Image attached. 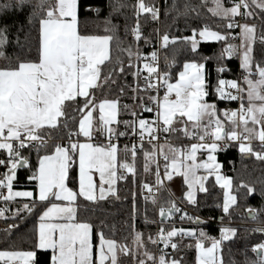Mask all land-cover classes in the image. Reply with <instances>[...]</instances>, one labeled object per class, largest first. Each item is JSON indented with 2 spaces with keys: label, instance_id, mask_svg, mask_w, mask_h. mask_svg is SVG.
<instances>
[{
  "label": "snow or ice",
  "instance_id": "6c2138e0",
  "mask_svg": "<svg viewBox=\"0 0 264 264\" xmlns=\"http://www.w3.org/2000/svg\"><path fill=\"white\" fill-rule=\"evenodd\" d=\"M25 7L30 9L25 21L7 22ZM110 7L118 12L126 5L117 0ZM198 7L222 25L214 30L204 24L184 36L146 34L141 17L158 21L161 9L136 0L135 23L125 24L132 41L125 45L110 19L104 34L90 31L81 19L80 0L0 4V221L6 225L0 232L11 239L29 217L37 221L31 246L0 248V264H188L182 253L192 249L194 264H225V242H235L239 234L230 219L239 206L238 193L243 190L247 199L257 190L244 182L234 188L233 178L222 174L218 154L236 147L241 156L264 162V0H200L198 6L185 4L181 14L199 17ZM92 12L99 15L100 9L87 5L83 14ZM25 24L35 29V54L29 47L26 54L9 56L11 29L16 27L19 45ZM201 41L221 43L214 57L215 84L206 72L213 57L200 55ZM178 43L193 58L173 75L175 57L164 55L167 70H162L161 51ZM142 45L152 48L141 51ZM225 57L239 60L241 76L223 78L230 71L222 63ZM112 89L120 96L128 93L132 103L103 95ZM121 138L128 141L123 148ZM18 169L27 170V185L19 184ZM175 177L186 186L180 203L191 206H198V193H209L206 182L214 177L224 214L218 237L200 227L208 220L189 214L168 191L166 182ZM121 181L139 186L144 226L155 225V231L137 227L136 192L122 239L114 230L106 232L103 221L95 225L81 218V211L119 200ZM163 191L168 194L161 201L157 193ZM148 204L158 209V219L148 216ZM246 212L261 225L251 230L261 234L250 249L255 258L245 251L243 260L229 264H264V207Z\"/></svg>",
  "mask_w": 264,
  "mask_h": 264
},
{
  "label": "trees",
  "instance_id": "16d2710c",
  "mask_svg": "<svg viewBox=\"0 0 264 264\" xmlns=\"http://www.w3.org/2000/svg\"><path fill=\"white\" fill-rule=\"evenodd\" d=\"M81 2V19L86 22L87 27L93 33L104 34V22L106 19H110L111 22L117 25V32L115 35L117 39L128 44L132 41L131 36H125V24L130 28L135 23V16L133 5L136 0H119L120 3L125 4L126 7L121 9L118 12H115L110 7L111 4L117 2V0H80ZM149 4H155L157 6L158 0H146ZM4 3V0H0V4ZM200 0H160V21L159 25L153 22L150 18L145 20L141 17V26L143 31L146 34H153L154 30L159 29L160 32H168L172 36H184L190 35V29L202 27L204 24H208L214 30L217 29V25H222V21L213 18L205 9L199 8L200 16L197 17L195 13H189L187 16L182 15L184 11V5L190 4L198 6ZM173 4L177 8H173ZM87 5H92L94 8H99L100 12L97 15L95 12L85 16L83 14L84 8ZM178 9V10H177ZM30 14V9L25 7L22 13L18 15L10 16L8 23L23 22L26 20ZM259 24L260 21H254ZM259 31V29H258ZM35 29H30L27 24L24 26V31L19 34V45L16 44V27L14 26L11 29L10 40L11 43L7 47L6 52L9 56H15L21 54L23 51L25 54L29 47L32 48V54L34 55V46H35ZM149 46L141 47V51H148ZM221 50L220 42H201L199 46V52L201 56L213 57L211 61L206 64V72L209 74V78L213 84L216 82L217 73V61L215 56L219 54ZM118 54V50L115 47V41L113 42L112 55L115 57ZM167 55L169 59L173 56L175 57V67L171 69L173 75L178 74L179 70H182V65L184 62H187L193 58L192 54L188 51L186 46L178 43L175 46H170L168 50L161 51V69L167 70L164 68L163 56ZM257 59H259V46H257ZM199 59V57H196ZM227 69L222 74L225 79H236L241 73L239 68V60L236 57L229 59L225 57V60L222 62ZM111 67V65H109ZM107 71V69H106ZM175 82V81H173ZM123 84L124 81H121ZM128 83H132V77L128 78ZM104 96L109 98L119 99L121 104H131V99L128 98L129 94L125 93L124 96H120L116 89L105 90ZM97 96H101V93L97 92ZM211 99V98H209ZM234 106V104H233ZM220 107H224L223 104ZM123 118V117H122ZM59 133H57L58 135ZM120 147L123 148V145L120 144ZM218 160L221 164L224 165L222 168V174L230 176L233 178L234 188L236 185L241 182L247 183L256 188V193L251 197L245 199L243 190L238 193L239 206L235 207L232 210L231 215V226L238 228L239 234L238 238L235 239V242H225V247L223 250V256L225 264H229V261L236 260L240 261L244 259V253L247 251L249 258H255V254L250 251L251 247L261 239L260 233H253L249 228L241 224H259L248 218L246 209L247 207H252L254 209H259L264 207V199H261L259 192L262 188L261 181L264 180V162L256 161L254 157L246 158L241 156L236 147L229 149L227 152H222L218 154ZM31 162L34 164L36 162V157L33 154L31 157ZM142 162V161H141ZM0 171H3L0 169ZM28 172L26 169H18V177L20 185H27L26 176ZM214 185V178H209V182H206V186L209 188V193H198V206L187 205L182 203L186 208H188L195 215L206 219L209 221L207 224H202L200 227L204 228L206 232L209 233L212 237L219 236V222L222 213V190L218 186ZM118 190L120 199L116 200L114 198L110 199L109 202H100L98 205L92 206L94 211L84 212L81 211V218L92 221L95 225H99L101 221L106 225L105 231L109 232L114 230L116 233L117 239H122L123 236L128 234L126 224L129 220V212L132 204V192L137 193V201L140 209V214L136 219L137 227L142 231H155V225H150L147 229L144 226L143 216L144 209L146 207L143 197L140 195V188L138 185L133 184L131 181L128 182H119ZM31 189L30 187H28ZM167 191L158 193V199L163 201L167 198ZM180 197L176 199L180 202ZM148 216L151 219H158L157 208H154L151 204L147 205ZM37 221L35 217H29L24 223L18 233L13 235L11 239H8L4 236L3 232H0V248L12 246L19 249H27L31 246L32 240L31 235L32 231L36 225ZM224 223H229V217L224 218ZM184 227H189L188 224L183 225ZM6 227V225L0 221V229ZM185 243H191L190 240H185ZM154 250V249H153ZM185 260L188 264H194L195 260V251L187 250L182 253Z\"/></svg>",
  "mask_w": 264,
  "mask_h": 264
},
{
  "label": "built area",
  "instance_id": "2783aa9c",
  "mask_svg": "<svg viewBox=\"0 0 264 264\" xmlns=\"http://www.w3.org/2000/svg\"><path fill=\"white\" fill-rule=\"evenodd\" d=\"M157 7H159L160 8V0H158V3H157ZM159 21H160V19L158 20V21H156V23L159 25ZM157 30H159V29H157ZM131 39H132V37H131ZM234 43H239V41H233ZM156 47L158 48V44L156 45ZM152 48V45H150L149 46V49H151ZM148 49V50H149ZM160 66H161V61H160ZM239 76H241V73L238 75V77ZM233 106V105H232ZM236 105H234L233 107H235ZM102 140V138H97V142H100ZM128 141H126L125 139H123V138H121V140L119 141V143L120 144H122L123 146H124V144H126ZM3 170V169H2ZM166 185H167V183H166ZM167 189H168V191H170V189H169V187H168V185H167ZM140 195L143 197V195L141 194V190H140ZM157 198H158V193H157ZM176 198V197H175ZM177 200V199H176ZM177 202L178 203H180L178 200H177ZM180 206L182 207V208H184L185 209V211H187L189 214H191V215H194V216H197V215H195L194 213H192L188 208H186L182 203H180ZM203 219V218H202ZM203 220H206V219H203ZM185 224H187V223H185ZM184 224V225H185ZM227 224H229V223H225V225H227ZM219 225H220V222H219ZM241 225H243V226H246V227H249V228H257V227H259V226H261L260 224H250V223H248V224H241ZM221 226V225H220Z\"/></svg>",
  "mask_w": 264,
  "mask_h": 264
},
{
  "label": "crops",
  "instance_id": "0c3cea01",
  "mask_svg": "<svg viewBox=\"0 0 264 264\" xmlns=\"http://www.w3.org/2000/svg\"><path fill=\"white\" fill-rule=\"evenodd\" d=\"M201 42H206V41H201ZM207 42H214V41H207ZM81 139H83V138H81ZM210 178H214V177H210ZM166 183H167V185H168V187L170 189V192L174 193L175 197L182 196L183 191L186 190V186H184L182 184V179L181 178H174L173 181L166 182ZM20 190H25V189H20ZM26 190H31V189L27 188Z\"/></svg>",
  "mask_w": 264,
  "mask_h": 264
},
{
  "label": "rangeland",
  "instance_id": "374dc122",
  "mask_svg": "<svg viewBox=\"0 0 264 264\" xmlns=\"http://www.w3.org/2000/svg\"><path fill=\"white\" fill-rule=\"evenodd\" d=\"M175 178H179V177H175Z\"/></svg>",
  "mask_w": 264,
  "mask_h": 264
}]
</instances>
